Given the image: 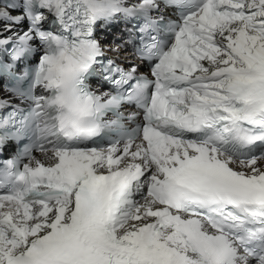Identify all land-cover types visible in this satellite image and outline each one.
Masks as SVG:
<instances>
[{"label":"snow or ice","instance_id":"obj_1","mask_svg":"<svg viewBox=\"0 0 264 264\" xmlns=\"http://www.w3.org/2000/svg\"><path fill=\"white\" fill-rule=\"evenodd\" d=\"M0 93V264H264V0H0Z\"/></svg>","mask_w":264,"mask_h":264},{"label":"clouds","instance_id":"obj_2","mask_svg":"<svg viewBox=\"0 0 264 264\" xmlns=\"http://www.w3.org/2000/svg\"><path fill=\"white\" fill-rule=\"evenodd\" d=\"M3 180V177H0V181H2Z\"/></svg>","mask_w":264,"mask_h":264},{"label":"bare ground","instance_id":"obj_3","mask_svg":"<svg viewBox=\"0 0 264 264\" xmlns=\"http://www.w3.org/2000/svg\"><path fill=\"white\" fill-rule=\"evenodd\" d=\"M106 38H107V36H106Z\"/></svg>","mask_w":264,"mask_h":264},{"label":"rangeland","instance_id":"obj_4","mask_svg":"<svg viewBox=\"0 0 264 264\" xmlns=\"http://www.w3.org/2000/svg\"><path fill=\"white\" fill-rule=\"evenodd\" d=\"M114 36V35H113Z\"/></svg>","mask_w":264,"mask_h":264}]
</instances>
